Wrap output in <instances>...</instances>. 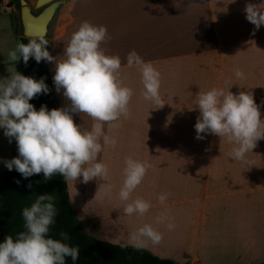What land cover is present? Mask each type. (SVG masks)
Here are the masks:
<instances>
[{"label":"crops","instance_id":"obj_1","mask_svg":"<svg viewBox=\"0 0 264 264\" xmlns=\"http://www.w3.org/2000/svg\"><path fill=\"white\" fill-rule=\"evenodd\" d=\"M173 2L179 4L178 0H68L60 8L48 40L50 53L63 59L64 47L83 22L104 26L107 38L101 48L107 55L120 57L118 79L132 90L128 115L103 124L104 134L115 141L103 147L96 161L105 165L107 174L87 183L82 178L68 180L71 204L84 231L113 245L136 248L132 234L150 224L161 234V241L155 246L148 242L147 247L139 249L160 259L176 264L262 263L264 140L258 141L243 160H232L229 153L234 144L227 138L205 134L204 139L198 140L195 129L185 131L188 120L192 128L197 121L196 104L161 101L156 104L145 100L139 71L126 66L128 54L135 51L156 69V46L169 45L174 28L170 24L172 14L199 10L189 9L185 3L173 7ZM261 2L264 0H201V11L212 23L205 28L253 27L244 9L249 3ZM13 21L0 15V83L15 71L21 73L22 61H13L9 56L22 38L14 32ZM162 29L169 34L165 42ZM141 46L145 48L142 50ZM212 53V72H218L219 77L218 83L212 79L213 88L235 94L239 89L230 88L224 81L227 51ZM232 70L229 67L230 75ZM49 71L53 78L54 63H49ZM262 72L263 86H253L251 82L246 85L250 86L247 92L253 94L264 119V54ZM250 73L238 81L242 85L246 79L251 81L254 71ZM52 93L56 108L69 106L62 92L57 93L53 79ZM173 105L177 113L171 111ZM157 108L163 109L162 113H157ZM72 115L84 130H91L96 123L86 114ZM100 142L103 145L102 139ZM128 158L145 164L146 174L129 200L123 201L119 192ZM162 194L166 195L164 203L158 199ZM137 198L150 204L148 212L126 215L124 208ZM169 224L173 225L171 229Z\"/></svg>","mask_w":264,"mask_h":264},{"label":"clouds","instance_id":"obj_2","mask_svg":"<svg viewBox=\"0 0 264 264\" xmlns=\"http://www.w3.org/2000/svg\"><path fill=\"white\" fill-rule=\"evenodd\" d=\"M264 2L249 3L244 12L246 19L259 30L264 25ZM107 38L104 26L83 22L63 50V59L53 56L48 50V40L43 35L19 42L9 56L13 61L29 59L37 64L42 61L54 63L53 84L70 102L68 107L49 109L42 105L39 110L30 101L50 89L45 78L37 80L15 71L0 83V129L9 143L16 142L18 156L4 160V166L28 179L43 174L48 181L60 175L65 182L79 180L84 183L102 178L107 168L96 162L103 147L114 144L103 132V124H111L122 115H128V104L132 90L118 79L121 69L119 56L107 55L101 48ZM127 67H135L140 75L145 100L160 103V74L152 63L144 61L135 51L127 56ZM239 70L235 76L243 78ZM199 116L194 125L196 139L211 134L227 138L234 144L229 156L232 160H243L249 151L264 140V119L253 94L212 88L196 95ZM73 113L86 114L96 121L91 130L82 129L74 122ZM103 140V145L101 144ZM146 166L140 161L128 158L125 161L124 180L119 192L123 201L142 182ZM17 184L20 181H16ZM32 188V184L27 185ZM164 203L166 195L159 196ZM150 204L137 198L124 208L126 215H143ZM58 210L52 194L37 195L30 207H24L22 217L24 230L15 237L8 235L0 242V264H66L70 258L75 264L79 259V246L64 242L69 239L66 232H60L61 239L50 235ZM171 229L173 225L169 224ZM161 234L152 225L145 224L132 234L136 248L153 246L161 241Z\"/></svg>","mask_w":264,"mask_h":264},{"label":"rangeland","instance_id":"obj_3","mask_svg":"<svg viewBox=\"0 0 264 264\" xmlns=\"http://www.w3.org/2000/svg\"><path fill=\"white\" fill-rule=\"evenodd\" d=\"M27 2L34 14H39L43 10L36 7L37 0H27ZM178 2V5L173 2V7L184 6L185 3V5L189 6V9L198 8L199 10L173 13L172 23L170 24L172 28H177L171 29L172 35L169 45L166 43L156 46V70L160 74L159 95L161 102H187L189 104H196V95L200 91L212 89L213 82L216 80L218 83L219 78L218 72H212L213 51H217L219 54L227 51L224 60V72L226 70L224 81L227 82L230 88L245 89L247 92V88L250 87L247 82H251L253 86H263L264 25L259 30H255V26L249 28L235 27L231 29L222 27L220 30H213L211 27L205 28L208 24L211 25L212 23L210 19L206 18L204 12L201 11V8H203L200 4L201 0H178ZM10 7L12 8L11 12L2 13L0 10V15L12 18L15 23L14 32L17 36L24 37L21 14L20 10L16 7L15 0L12 1ZM58 13L59 11L50 24L49 34L45 38L47 40L52 35L53 26L58 20ZM168 35L165 34L164 29L161 30V37L164 42L167 41ZM144 48V46H141L142 50ZM224 61L220 59L221 63ZM229 67L233 69L231 75ZM237 70L244 74L243 78L249 76L248 74H251L250 71H254L251 81L250 79H246L247 81L244 80L245 82L242 85L238 80L243 78L238 79L235 76ZM212 79L215 80L213 81ZM229 87L226 88V91L229 90ZM239 90H236L235 94H238ZM174 107L176 106L173 105L171 111L177 113V108ZM162 111L163 109L157 108V113H162ZM191 123L188 120V125L184 127L185 131L193 132L194 128H192ZM14 157H17L14 142L12 141L11 148V143L4 136L3 130L0 129V183L4 174L8 171L3 161ZM173 162L176 161L173 160ZM252 264L261 263L256 261Z\"/></svg>","mask_w":264,"mask_h":264},{"label":"trees","instance_id":"obj_4","mask_svg":"<svg viewBox=\"0 0 264 264\" xmlns=\"http://www.w3.org/2000/svg\"><path fill=\"white\" fill-rule=\"evenodd\" d=\"M15 3L20 10V0H15ZM27 41L28 39L24 37L19 39V42L27 43ZM47 47L50 51L49 44ZM21 61L23 75L34 77L37 80L45 78L50 89L48 94H40L30 103L37 110L42 105H47L50 110L56 108L49 63L42 61L37 64L31 58L27 65L22 59ZM13 142L17 151L16 142L14 140ZM16 181L20 183L17 184ZM29 183L32 184V188L27 187ZM42 194H52L58 210V215L55 217L56 223L50 231L52 238L61 239L59 234L63 231L69 236V239L64 242L71 246H79V259L75 264H176L173 261L155 257L141 249L121 247L94 238L80 226L70 201L67 181L65 182L62 176L55 175L52 179L45 181L41 173L25 179L14 169L8 170L0 183V242H3L8 235L15 237L18 232L24 230L22 210L24 207H30L36 196ZM66 264H73V262L67 258Z\"/></svg>","mask_w":264,"mask_h":264},{"label":"water","instance_id":"obj_5","mask_svg":"<svg viewBox=\"0 0 264 264\" xmlns=\"http://www.w3.org/2000/svg\"><path fill=\"white\" fill-rule=\"evenodd\" d=\"M64 2L66 0H38L36 7L43 10L39 14H34L27 0H20L24 38L31 39L41 35L47 38L50 24Z\"/></svg>","mask_w":264,"mask_h":264},{"label":"built area","instance_id":"obj_6","mask_svg":"<svg viewBox=\"0 0 264 264\" xmlns=\"http://www.w3.org/2000/svg\"><path fill=\"white\" fill-rule=\"evenodd\" d=\"M13 0H0V10L2 13L11 12L10 7Z\"/></svg>","mask_w":264,"mask_h":264}]
</instances>
